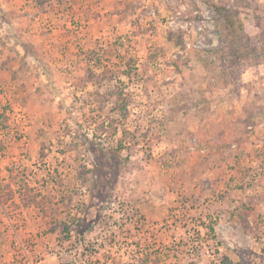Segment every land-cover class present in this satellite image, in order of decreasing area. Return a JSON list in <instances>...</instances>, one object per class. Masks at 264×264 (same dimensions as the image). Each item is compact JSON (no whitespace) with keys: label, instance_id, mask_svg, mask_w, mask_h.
I'll list each match as a JSON object with an SVG mask.
<instances>
[{"label":"rangeland","instance_id":"374dc122","mask_svg":"<svg viewBox=\"0 0 264 264\" xmlns=\"http://www.w3.org/2000/svg\"><path fill=\"white\" fill-rule=\"evenodd\" d=\"M233 1L231 68L204 0H0V264H264V0Z\"/></svg>","mask_w":264,"mask_h":264},{"label":"trees","instance_id":"16d2710c","mask_svg":"<svg viewBox=\"0 0 264 264\" xmlns=\"http://www.w3.org/2000/svg\"><path fill=\"white\" fill-rule=\"evenodd\" d=\"M206 1L213 10L212 20H213V30L214 33L217 36L218 44L209 48H199V54L203 53L202 57L200 56V60L207 64L209 62H224L226 65L229 63V66L232 68L233 65H231L232 62H237L242 59L243 49L246 48V46L249 44V41L251 37L247 34L245 30V26L243 23V20L241 16L239 15V12L233 7V0H204ZM44 6L43 0H41ZM46 7V6H45ZM43 7L41 8L42 11H46L47 9ZM196 9V8H194ZM195 17H200L196 14ZM184 37L185 33L182 30H179L178 32H172L169 34V39L174 43V45H177L181 49H185L184 44ZM206 35H204L203 40H205ZM97 61H99V58H96ZM98 63V62H95ZM89 66H86V71L84 72V75L80 78L81 81H83L84 84H88L91 81H98V79L103 78H110L114 79L115 81L119 80L116 78V75H109L108 69H106V72H103L102 74H97L92 68L91 70L88 69ZM112 72V71H111ZM99 75V77H98ZM95 79V80H93ZM116 104L119 106V110L126 108L127 99L123 94L117 95ZM123 102V104H122ZM262 108H256L249 105L243 106V113L241 115L243 121H238L239 124H243L242 128V134H247L248 131L247 125L248 123L251 124L250 119L253 117H256L258 115H263V112H261ZM264 109V108H263ZM252 125V124H251ZM208 229L211 232H214V228L212 225L207 226ZM148 246V244H143V246H140V242L135 244V248L132 250H144V247ZM148 250V249H147ZM149 250H161L157 248H151ZM147 257V254H146ZM157 259H160V256L154 255L153 258V264H157ZM147 264V263H144Z\"/></svg>","mask_w":264,"mask_h":264},{"label":"built area","instance_id":"2783aa9c","mask_svg":"<svg viewBox=\"0 0 264 264\" xmlns=\"http://www.w3.org/2000/svg\"><path fill=\"white\" fill-rule=\"evenodd\" d=\"M22 251L28 252V253L30 252V250H22ZM33 253L31 254V252H30L28 255L24 254L25 255L24 258L21 259V257H20V258H17V259L18 260H23V262L25 264H41L42 260H41L40 257L43 254L42 251L41 250H34ZM60 255H62V252H60ZM71 264H83V263H79V262L74 261V263H71Z\"/></svg>","mask_w":264,"mask_h":264}]
</instances>
